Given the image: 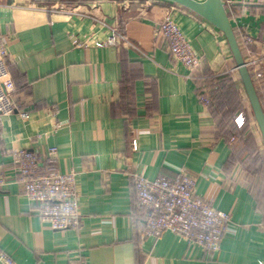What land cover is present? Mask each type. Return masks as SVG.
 <instances>
[{"label": "crops", "instance_id": "crops-1", "mask_svg": "<svg viewBox=\"0 0 264 264\" xmlns=\"http://www.w3.org/2000/svg\"><path fill=\"white\" fill-rule=\"evenodd\" d=\"M45 2L0 0L15 98L30 113L0 118V248L16 264H264V141L225 35L165 0ZM224 2L264 110V0ZM168 14L200 59L192 70L162 39ZM23 150L38 155L41 174H79L77 229L40 220L15 183ZM181 169L198 197L232 216L217 254L171 232L143 237L134 176Z\"/></svg>", "mask_w": 264, "mask_h": 264}, {"label": "built area", "instance_id": "built-area-1", "mask_svg": "<svg viewBox=\"0 0 264 264\" xmlns=\"http://www.w3.org/2000/svg\"><path fill=\"white\" fill-rule=\"evenodd\" d=\"M159 31L176 61L189 70L199 65V57L171 15L165 16ZM119 37L121 36L115 31L107 44L116 45ZM248 42L252 43L251 40ZM257 77L261 78L262 73H257ZM15 94L16 86L9 70L7 52L0 38V118L19 114L28 120L30 113L17 103ZM199 99L203 105H211L212 98L207 90ZM235 125L239 130L245 128L246 120L243 114L236 117ZM132 146L133 150L137 151L138 141L133 140ZM49 155L55 157L57 149H50ZM16 164L15 183L21 187L36 209L40 220L50 225L54 231L77 229L81 223L80 199L77 193L79 174H41L40 158L27 150L16 153ZM6 183V178L0 176V187ZM133 185L136 207L145 217L144 238H158L164 232H171L184 238L195 248L211 254L220 252L223 237L230 231L232 216L215 209L213 201L195 194L196 179L191 174L181 169L175 177H159L154 180L135 175ZM0 264L16 262L0 248Z\"/></svg>", "mask_w": 264, "mask_h": 264}, {"label": "water", "instance_id": "water-1", "mask_svg": "<svg viewBox=\"0 0 264 264\" xmlns=\"http://www.w3.org/2000/svg\"><path fill=\"white\" fill-rule=\"evenodd\" d=\"M165 1L181 5L193 11L194 13L203 17L205 20H207L225 35L236 62V69L239 72L240 78L242 80L246 94L251 104L253 114L255 116L264 141V110L256 92V88L252 76L249 72L247 63L244 60L233 28L229 21V17L225 8L226 3L223 0H206L204 2H199L197 0Z\"/></svg>", "mask_w": 264, "mask_h": 264}, {"label": "rangeland", "instance_id": "rangeland-1", "mask_svg": "<svg viewBox=\"0 0 264 264\" xmlns=\"http://www.w3.org/2000/svg\"><path fill=\"white\" fill-rule=\"evenodd\" d=\"M28 2H31V3H35V4H45L46 2V0H27ZM49 2H47V3H54V1L55 0H48ZM263 198H264V195H263Z\"/></svg>", "mask_w": 264, "mask_h": 264}]
</instances>
